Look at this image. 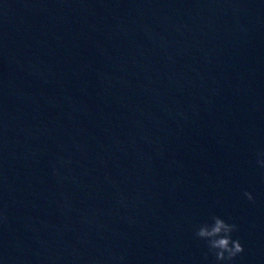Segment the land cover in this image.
I'll use <instances>...</instances> for the list:
<instances>
[{
    "label": "water",
    "instance_id": "95a60500",
    "mask_svg": "<svg viewBox=\"0 0 264 264\" xmlns=\"http://www.w3.org/2000/svg\"><path fill=\"white\" fill-rule=\"evenodd\" d=\"M261 151L264 0H0V264H264Z\"/></svg>",
    "mask_w": 264,
    "mask_h": 264
},
{
    "label": "clouds",
    "instance_id": "9594fccd",
    "mask_svg": "<svg viewBox=\"0 0 264 264\" xmlns=\"http://www.w3.org/2000/svg\"><path fill=\"white\" fill-rule=\"evenodd\" d=\"M257 163L264 167V151L257 154ZM244 195L250 201L253 200L251 193L246 191ZM210 219V223L199 225L194 233L196 238L206 243L208 251L204 254V259L207 260L211 255L214 257V264H234L235 258L244 251L240 240L233 239L238 226L227 223L219 216L213 215Z\"/></svg>",
    "mask_w": 264,
    "mask_h": 264
}]
</instances>
